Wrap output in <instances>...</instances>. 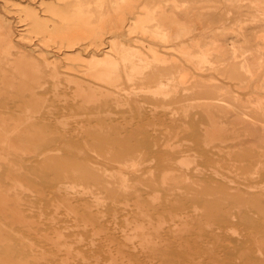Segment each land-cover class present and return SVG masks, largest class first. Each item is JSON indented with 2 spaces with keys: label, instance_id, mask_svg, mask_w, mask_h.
<instances>
[{
  "label": "rangeland",
  "instance_id": "374dc122",
  "mask_svg": "<svg viewBox=\"0 0 264 264\" xmlns=\"http://www.w3.org/2000/svg\"><path fill=\"white\" fill-rule=\"evenodd\" d=\"M0 264H264V0H0Z\"/></svg>",
  "mask_w": 264,
  "mask_h": 264
},
{
  "label": "bare ground",
  "instance_id": "6f19581e",
  "mask_svg": "<svg viewBox=\"0 0 264 264\" xmlns=\"http://www.w3.org/2000/svg\"><path fill=\"white\" fill-rule=\"evenodd\" d=\"M104 2V1H103ZM123 4V3H122ZM153 12V11H152ZM33 13V12H32ZM124 13V12H123ZM151 15V14H150ZM142 22V21H141ZM144 22V21H143ZM142 22V23H143ZM141 24V23H140ZM72 26V25H71ZM115 45V44H113ZM214 46V45H213ZM212 46V47H213ZM211 50V49H210ZM125 53V52H124ZM135 54V53H134ZM153 54V53H152ZM121 55V54H120ZM122 56V55H121ZM127 56V54L125 55ZM30 63V62H29ZM88 63V67L91 70V74H93L98 79L103 80H114L118 78L116 64H114L109 57H98L96 60H91ZM22 73H24L22 71ZM90 74V73H87ZM105 81V82H106ZM84 91V90H83ZM257 126V125H256Z\"/></svg>",
  "mask_w": 264,
  "mask_h": 264
}]
</instances>
